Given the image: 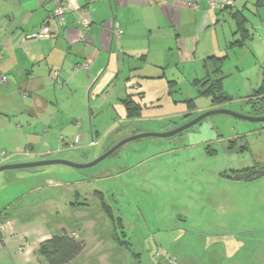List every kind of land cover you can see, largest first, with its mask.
I'll list each match as a JSON object with an SVG mask.
<instances>
[{
  "label": "crops",
  "instance_id": "crops-1",
  "mask_svg": "<svg viewBox=\"0 0 264 264\" xmlns=\"http://www.w3.org/2000/svg\"><path fill=\"white\" fill-rule=\"evenodd\" d=\"M225 4L226 0H72V6L59 25L52 19L55 6L50 1L0 0V166L67 159L66 156L72 155L86 158L92 148L99 147L107 137L110 139L108 135L118 125L142 119V116L127 119L122 110L127 97L135 96L130 92H140L146 83H155L171 69L202 76L203 79L196 80L198 87L208 76L222 79L227 93L228 76H232L233 71L243 74L251 66L250 70L263 72L258 76L259 81L262 80L257 85L260 87L264 82V0H238L232 7ZM81 14L91 20L85 41L81 40L78 23ZM236 14L244 21L243 31L238 28ZM47 23L57 32L52 39H25ZM119 30L123 33L119 34ZM233 56L235 64H231ZM212 57L223 60L215 63L210 60ZM87 62L90 63L88 70L82 68ZM56 71L59 72L57 76L54 75ZM3 78H8L6 84L2 83ZM245 83L250 91L241 100L251 99L255 91L248 79ZM173 84L171 82L170 87ZM64 94H67L66 100H63ZM138 95L144 98V93ZM132 100L138 102V99ZM64 101L70 102L74 109L71 116L81 121L75 120L70 127L73 129L70 137L57 136L51 125L41 136L39 125L45 122L40 111L45 108L44 113H47L52 107L60 108ZM87 104L94 107L90 112V126L93 118L103 119L101 114L105 110L114 111L110 121L105 123V130H99L96 135L83 121L87 117ZM191 112L194 111L186 115ZM54 114L57 117L52 125H62L64 117L61 112ZM120 133L121 129L114 136ZM250 136L255 135L246 134L238 139L242 141ZM232 139L236 140V137L221 143L226 146V142ZM240 147V152L236 149L233 153H246L251 146L246 142ZM70 151H77V154ZM160 155L148 156L134 168ZM44 173L36 177L51 175L50 171ZM126 173L123 170L112 176ZM227 180L239 183L231 178ZM79 182L82 181L55 183L48 180L27 193L40 194L38 199L23 204L12 214L4 211L7 217L0 222V264H48L47 259L39 254V246L55 236L52 225L49 227L52 212L58 214V211H52L53 206L59 203L63 194L70 199H80L81 195L74 188ZM251 184L254 181L248 182L247 186ZM216 202L221 203L220 199ZM70 206L74 203L70 202ZM36 214L46 222L36 225L29 219ZM62 231L74 236L66 229ZM202 233L204 235L200 237L204 238L205 246L209 244L208 248H217L213 252L215 255L218 249L221 250V255L230 259L225 245L220 241L209 243L212 234L208 231ZM218 233L224 234L221 237L228 235ZM249 243H242L241 248H248ZM80 255L69 264L76 262Z\"/></svg>",
  "mask_w": 264,
  "mask_h": 264
},
{
  "label": "rangeland",
  "instance_id": "rangeland-1",
  "mask_svg": "<svg viewBox=\"0 0 264 264\" xmlns=\"http://www.w3.org/2000/svg\"><path fill=\"white\" fill-rule=\"evenodd\" d=\"M235 62L233 56L231 64ZM250 67L243 74L231 71L225 91L233 100L219 105L213 104L212 96L202 95L203 89L195 85L202 76H192L182 69L168 70L155 83H146L140 92H130L135 95L131 98L138 99L135 103L142 108V119L114 128L113 132L121 129V133L114 136V142L134 136L137 131L170 132L197 118L199 111L225 109L264 117V101L257 100L253 105L248 103L249 99L241 100L250 91L246 88V79L255 90L262 81L258 76L263 72L250 70ZM171 82L174 83L172 87ZM140 93H144L143 99ZM63 97L66 100L67 94ZM87 106V117L83 121L88 123L94 107ZM191 108L195 111L187 116L186 113L193 111ZM44 109L39 115L46 125H39L40 135L51 125L57 136L70 137L73 130L70 127L80 120L71 116L74 111L71 103L64 101L60 108L52 107L47 113ZM122 110L127 113L125 108ZM58 112L64 117L63 124L52 125L57 117L54 113ZM112 113L111 109L105 110L101 114L103 119L93 118L87 128L92 127L94 135L99 130L103 132ZM67 116L72 118L66 119ZM246 134L255 136L238 139ZM230 137H236L237 142L235 139L226 142L228 147L221 143ZM107 141L92 148L86 158L72 155L56 159L91 163L103 154ZM246 142L251 146L248 152L233 153L236 149L240 152V146ZM70 152L77 154V151ZM156 154L161 155L134 168L146 157ZM252 167L264 168V123L215 115L171 138L151 137L129 143L92 168L77 170L66 165H52L1 172L0 211L12 214L23 204L38 199L40 194L27 193L48 180L55 183L82 181L74 187L80 199L61 195L52 209L58 214L52 212L49 224L53 227V235L66 229L74 233L77 240L85 242L80 258L72 264H264V176L237 181L240 184L227 180L233 179L235 172ZM121 170L127 173L112 176ZM48 171L51 175L36 177ZM253 181L254 184L247 186ZM102 198L110 213L104 208ZM217 199L221 201L219 205ZM70 202L74 206H70ZM37 215L29 219L36 225L46 222ZM18 218L21 215L18 214ZM113 218L118 224L117 235ZM207 231L212 234L209 243L220 241L229 249V260L221 255V250L215 255L213 252L217 248L204 245V238L200 236ZM217 231L228 235L221 237L224 234ZM247 241L250 245L243 250L242 243L246 245Z\"/></svg>",
  "mask_w": 264,
  "mask_h": 264
},
{
  "label": "trees",
  "instance_id": "trees-1",
  "mask_svg": "<svg viewBox=\"0 0 264 264\" xmlns=\"http://www.w3.org/2000/svg\"><path fill=\"white\" fill-rule=\"evenodd\" d=\"M234 18L236 19L239 30L243 31V19L237 14ZM210 60L214 61L215 63H221L223 58L212 57L210 58ZM196 84L198 83L196 82ZM199 85L203 89L201 92L202 95L210 97L212 96L213 104L219 105L232 101V97L224 92L222 79L208 76L204 80V82H200ZM257 100L264 101V82L257 90L254 91L251 99L248 100V103H252L253 105H255ZM124 104L127 111V119H134L141 116L142 108L132 100L131 96L127 97ZM191 110L193 109L191 108ZM261 176H264V168L262 170H259L257 167H252L243 171L235 172V176L233 179L236 181H251ZM102 202L104 208H106L108 213H110L109 207L107 206L103 198ZM4 213V211L0 212V222L5 221L7 217V215H5ZM113 222L115 226V235H117L118 224L116 223L114 218ZM84 249V241L77 240L74 236L68 234L65 231H62L58 235H55L52 238L42 242L39 246V254L47 259L48 264H69L77 256H79Z\"/></svg>",
  "mask_w": 264,
  "mask_h": 264
},
{
  "label": "water",
  "instance_id": "water-1",
  "mask_svg": "<svg viewBox=\"0 0 264 264\" xmlns=\"http://www.w3.org/2000/svg\"><path fill=\"white\" fill-rule=\"evenodd\" d=\"M215 115H228V116H231V117L243 120V121L254 122V123H264V117H252V116L243 115V114H240V113H237L234 111H230V110H225V109L211 110V111L200 114L197 118L193 119L189 123H187V124H185L179 128H176L170 132H167V133H144L143 132V133L131 136L129 138H126V139L120 141L118 144H116L114 147H112L107 152L104 151L103 154L99 158H97L96 160H94L93 162L88 163V164H78V163H74V162L67 161V160H61V159H48V160H41V161H34V162H24V163L1 165L0 166V173L4 172V171H8V170L35 169L38 167L52 166V165H66V166L72 167V168L77 169V170H84V169L92 168V167L97 166L102 161L106 160L107 158H109L116 151H118L119 149H121L122 147H124L125 145H127L129 143H132L134 141H138L141 139H145V138H151V137L171 138L177 134H180V133L196 126L197 124H199L203 120H205L211 116H215Z\"/></svg>",
  "mask_w": 264,
  "mask_h": 264
},
{
  "label": "built area",
  "instance_id": "built-area-1",
  "mask_svg": "<svg viewBox=\"0 0 264 264\" xmlns=\"http://www.w3.org/2000/svg\"><path fill=\"white\" fill-rule=\"evenodd\" d=\"M43 3L51 2L54 4L55 8L52 13V19L55 20L59 25H61L64 21V17L66 16L69 8L72 6V0H41ZM238 0H226V6L232 7ZM81 27V40L85 41L87 38V33L91 27V20L89 17L84 14L80 16L78 21ZM119 34L123 32L121 30L118 31ZM57 32L51 27L50 24H44L39 30L36 32L25 36L26 40H43V39H52ZM2 59V54L0 53V60ZM83 69L88 70L90 68V63L87 62L82 66ZM55 76L59 75V72L54 73ZM8 82V78H3L2 83L6 84ZM93 144H95L93 142ZM175 264V263H173Z\"/></svg>",
  "mask_w": 264,
  "mask_h": 264
},
{
  "label": "flooded vegetation",
  "instance_id": "flooded-vegetation-1",
  "mask_svg": "<svg viewBox=\"0 0 264 264\" xmlns=\"http://www.w3.org/2000/svg\"><path fill=\"white\" fill-rule=\"evenodd\" d=\"M116 131H114V132H111V134H109L108 136H111L110 137V139L107 141L108 142V144H106L107 146H106V148H105V152H107L108 150H110L112 147H114L116 144H118L120 141H122V140H124L123 138L122 139H119L117 142H114V139H113V136H114V133H115ZM140 133H142V132H140V131H137L136 133H134V135H137V134H140ZM113 134V135H112ZM131 136V135H130ZM108 138V137H107ZM106 138V139H107ZM128 145V144H127ZM120 150V149H119ZM118 150V151H119ZM118 151H116L115 153H117ZM114 153V154H115ZM113 154V155H114ZM113 155H111V156H113Z\"/></svg>",
  "mask_w": 264,
  "mask_h": 264
}]
</instances>
